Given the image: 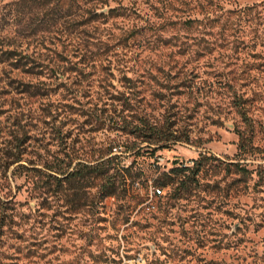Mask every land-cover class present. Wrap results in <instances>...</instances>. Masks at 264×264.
<instances>
[{
  "label": "trees",
  "instance_id": "1",
  "mask_svg": "<svg viewBox=\"0 0 264 264\" xmlns=\"http://www.w3.org/2000/svg\"><path fill=\"white\" fill-rule=\"evenodd\" d=\"M221 1L0 0V9L8 13H0V118L7 115L5 121L10 122L9 136L0 142V168L8 171L16 166L15 172L36 180V189L61 195L75 212L94 210L109 198L125 200V211L136 210L148 199L149 180L132 164L124 166L122 157L136 150L135 155H140V145L161 149L192 143L185 121L191 117L178 101L181 97L195 101L205 84L211 90L214 84L199 80V61L209 60L215 47L228 45L225 34L235 29L233 17L240 22L254 10H225ZM216 27L223 44L206 39ZM130 62L133 69L141 64L143 71L128 76L125 68ZM190 64L197 66L188 70ZM218 83L232 92L237 114L245 117L243 99L230 80ZM36 103L41 115L32 109ZM83 116L88 118L86 124L97 125L92 131L106 128L119 141L97 149L69 143L64 127ZM33 121L52 130L61 148L58 152L49 154L42 147L44 156L40 147L32 145ZM237 135L239 154L257 150L244 131ZM222 168L235 177V183L252 175L240 163L225 164L200 155L192 166L175 163L153 184L160 191L171 188L181 199L201 186L205 173ZM9 209L0 201V241L6 227L11 235L18 225L13 214H7ZM128 220L125 216V223Z\"/></svg>",
  "mask_w": 264,
  "mask_h": 264
},
{
  "label": "rangeland",
  "instance_id": "2",
  "mask_svg": "<svg viewBox=\"0 0 264 264\" xmlns=\"http://www.w3.org/2000/svg\"><path fill=\"white\" fill-rule=\"evenodd\" d=\"M221 2L225 10H254L240 22L233 17L235 29L225 34L228 45L215 47L209 60L199 61V80L214 84L211 90L208 92L209 84H205L195 101L189 103L185 97L178 101L180 107L188 108L186 114L191 118L185 121L192 143L161 149L140 145V155H135L136 150L122 157L124 166L132 164L133 170L149 180L148 199L132 212L125 211V200L115 198L103 200L94 210L75 212L61 195L36 189V180L15 172L16 166L8 171L0 168V201L11 209L7 214L12 213L18 224L11 235L7 227L4 229L0 264H264V0ZM0 13L8 15L7 10L0 9ZM217 30L206 39L223 44L215 34ZM138 65L141 67L133 69V63L127 64V75L142 72L143 66ZM194 66L190 64L187 69ZM225 78L243 99L245 117L237 114L232 92L219 88L218 82H225ZM113 83L120 89L118 82ZM153 105L157 106L156 101ZM39 107L38 103L32 104L35 115H41ZM6 117L0 118L3 143L10 132ZM75 118V124L63 129L70 135L69 143L97 149L112 140L119 141L106 128L92 131L97 125L86 124V116ZM33 124L29 132L35 138L32 145L40 147L38 151L44 156L42 147L49 154L58 152L61 148L52 130L37 121ZM238 130L244 131L256 151L239 154ZM200 155L225 164L240 163L252 175L245 182L235 183V177L227 175L224 168L209 170L191 195L179 199L171 188H166L154 196L155 178L175 163L192 166ZM91 194L96 196L94 189ZM95 200L98 203V197ZM125 216L129 217L127 223Z\"/></svg>",
  "mask_w": 264,
  "mask_h": 264
},
{
  "label": "built area",
  "instance_id": "3",
  "mask_svg": "<svg viewBox=\"0 0 264 264\" xmlns=\"http://www.w3.org/2000/svg\"><path fill=\"white\" fill-rule=\"evenodd\" d=\"M161 191L160 190H155L154 196L160 195Z\"/></svg>",
  "mask_w": 264,
  "mask_h": 264
}]
</instances>
